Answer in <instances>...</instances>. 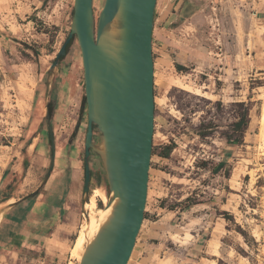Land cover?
I'll return each instance as SVG.
<instances>
[{
  "label": "rangeland",
  "instance_id": "obj_1",
  "mask_svg": "<svg viewBox=\"0 0 264 264\" xmlns=\"http://www.w3.org/2000/svg\"><path fill=\"white\" fill-rule=\"evenodd\" d=\"M103 2L92 0L95 21ZM72 8L73 0H0V182H11L8 195L15 198L41 184L50 155L45 115L34 130L31 124L45 110L47 95L55 100L51 125L55 151L61 148L57 158L70 149L79 165L68 178L58 162L51 182H69L73 202L35 244L22 245L19 236L9 240L5 233L24 226L13 216L23 207L1 218L0 264L79 262L70 249L85 220L86 106L75 37L50 69L69 32ZM151 37L154 110L147 198L127 264H264V0H157ZM243 112L247 123L235 130ZM226 138L240 142L228 144ZM93 142L99 144L96 129ZM164 145L172 146L167 157L159 155ZM88 161L86 201L94 188L109 197L98 155L91 151ZM221 161L223 168L213 171ZM103 206L98 197L96 207Z\"/></svg>",
  "mask_w": 264,
  "mask_h": 264
},
{
  "label": "water",
  "instance_id": "obj_2",
  "mask_svg": "<svg viewBox=\"0 0 264 264\" xmlns=\"http://www.w3.org/2000/svg\"><path fill=\"white\" fill-rule=\"evenodd\" d=\"M156 1L104 0L95 21L92 0H73L69 32L50 65V69L57 66L75 37L86 106L83 204L88 199L91 151L101 161L109 191L110 214L85 243L78 264H127L144 219L153 135L151 35ZM48 97L44 104L50 143L47 170L38 188L0 207V220L11 206L37 195L53 169L55 147ZM94 129L99 144L93 142Z\"/></svg>",
  "mask_w": 264,
  "mask_h": 264
},
{
  "label": "crops",
  "instance_id": "obj_3",
  "mask_svg": "<svg viewBox=\"0 0 264 264\" xmlns=\"http://www.w3.org/2000/svg\"><path fill=\"white\" fill-rule=\"evenodd\" d=\"M35 95L36 94H35V90H34V92L32 93V102L36 98ZM29 115H30V117L32 115V119H33V116L35 115V114H33V111H31V109H30ZM43 115H44V110H42V112H40V111L38 112V115L36 117H34V119H33V120H35V122H33L31 124V127H32L31 130H34L35 128H37L39 126V124L43 120L42 119ZM36 146H37V144L34 146L33 149H35ZM60 150H61V148H60ZM60 150L58 149L55 152L57 157L59 156ZM41 153H42V151H41ZM63 159H64V161H62ZM59 161L62 163L63 169H67L66 170L67 171L66 177H68V178L74 177L75 173H72L73 171H71V168H75V167L77 168V166H79L75 152H72V153L68 152V154H66V156L59 157V158H57V160L54 159V166H53V169L51 171V174H50L47 182L44 184V187L42 189L43 191H40L38 197L35 198L34 200H30V201H29V199L32 197H29L23 201H20L16 205L11 206L4 213L2 219L6 218V216L9 213H12L13 211H15L19 207H23V209H24V212L21 214H16V213L13 214L14 217H16L18 219L22 218L24 220V226L19 227L17 229L9 228L10 230H5V233H6V231L8 232L7 234H8L9 240L12 238L14 241H17L16 238H18V236H19L20 238H18V240H20L22 245H27L30 241L32 244L33 243L35 244L36 239H38L37 237L39 235L42 236V234H43L42 231H47L54 223H56V221L58 220V218L61 214H63L64 212H67L71 209V204L73 202V195L74 194H73V189L68 188L70 183L69 182H51L52 179L55 178L56 174L60 170L59 165H58ZM56 162H57V164H56ZM5 174H6V170L4 171L3 176H2L3 179H4ZM10 184H11L10 181L0 182V204L2 203V205L9 203L10 199L15 201V200L27 195V194H24V195H22L20 197H16V198L11 197V195L9 196L8 194L10 192V188H9ZM28 216L31 218H29ZM28 219H29V221H32V222L30 223L28 221ZM2 221L3 220H0V225H1ZM33 225H34V228H36L35 229L36 233H38V234H36V236L34 238H33L34 233L31 234V229H32ZM2 238L3 237H1V239ZM31 243H29V244H31Z\"/></svg>",
  "mask_w": 264,
  "mask_h": 264
},
{
  "label": "bare ground",
  "instance_id": "obj_4",
  "mask_svg": "<svg viewBox=\"0 0 264 264\" xmlns=\"http://www.w3.org/2000/svg\"><path fill=\"white\" fill-rule=\"evenodd\" d=\"M260 136L262 139H264V101L262 104ZM98 197L104 200V206L102 208L96 207V201ZM107 200L108 199L103 191H101L99 188H94L92 189V192L89 196V200L84 204L82 203L83 209L86 211L85 217H83L85 220L81 224L78 234L76 235L70 249V255L76 258L78 261L81 258L85 243L94 237L100 225L110 214L111 206L107 205ZM12 201L14 200L10 199L9 202Z\"/></svg>",
  "mask_w": 264,
  "mask_h": 264
},
{
  "label": "trees",
  "instance_id": "obj_5",
  "mask_svg": "<svg viewBox=\"0 0 264 264\" xmlns=\"http://www.w3.org/2000/svg\"><path fill=\"white\" fill-rule=\"evenodd\" d=\"M70 44H71V41H70V43L67 45L66 51L68 50V47H69ZM60 59H61V58H60ZM49 112H50V115H51V113H52L51 102H50ZM247 118H248V113H247V112H243V113H241L240 116H239V118L233 123V128H234L235 130H239V131H240V130L242 129V127L247 123V122H246V121H247ZM226 140H227V143H228V144H234V143H238V142H240V140H238L237 138H233V139H231V140H230L229 138H226ZM229 140H230V141H229ZM171 149H172V146H171V145H164V146L162 147V149L160 150L159 155H160L161 157H167V156L169 155ZM224 163H225L224 161L218 162V163L214 166L213 171H215V172L219 171L221 168H223ZM189 199H190V198L187 197L185 200L188 201ZM193 204H196V203L193 202L191 205H193Z\"/></svg>",
  "mask_w": 264,
  "mask_h": 264
},
{
  "label": "flooded vegetation",
  "instance_id": "obj_6",
  "mask_svg": "<svg viewBox=\"0 0 264 264\" xmlns=\"http://www.w3.org/2000/svg\"><path fill=\"white\" fill-rule=\"evenodd\" d=\"M63 58V57H62ZM62 58L61 59H59V60H62ZM84 89V88H83ZM82 101H83V104H84V95H83V97H82ZM54 105H55V100H51V106H52V113H51V119H50V122H51V120H53V114H54ZM80 124H81V121H79L76 125H75V128H74V130L72 131V133L71 134H74V133H76L77 132V130H78V127L80 126ZM56 150H57V148H56ZM56 152V151H55ZM68 152L70 153H72V152H74V151H71L70 149H68ZM55 157L56 158H54V159H56L57 160V156H56V154H55ZM82 170H83V181H84V152H83V168H82ZM83 189V188H82Z\"/></svg>",
  "mask_w": 264,
  "mask_h": 264
}]
</instances>
